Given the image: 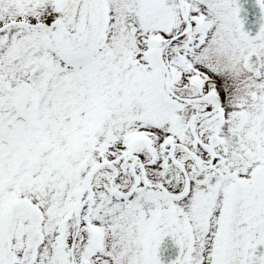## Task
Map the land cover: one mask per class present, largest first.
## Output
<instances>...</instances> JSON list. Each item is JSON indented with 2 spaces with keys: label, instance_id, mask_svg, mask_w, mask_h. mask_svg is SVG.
Returning a JSON list of instances; mask_svg holds the SVG:
<instances>
[{
  "label": "snow or ice",
  "instance_id": "obj_1",
  "mask_svg": "<svg viewBox=\"0 0 264 264\" xmlns=\"http://www.w3.org/2000/svg\"><path fill=\"white\" fill-rule=\"evenodd\" d=\"M240 11L0 0V264H165L169 236L168 264H264V24Z\"/></svg>",
  "mask_w": 264,
  "mask_h": 264
},
{
  "label": "flooded vegetation",
  "instance_id": "obj_2",
  "mask_svg": "<svg viewBox=\"0 0 264 264\" xmlns=\"http://www.w3.org/2000/svg\"><path fill=\"white\" fill-rule=\"evenodd\" d=\"M261 12V11H260ZM264 14V13H263ZM264 21V19H263ZM255 25H252V23H248L247 27L254 28ZM244 29H245V23H244ZM262 251H264V246H260ZM179 253L178 246L174 243L171 236L166 237L164 241L161 244L160 247V257L165 262V264H168V261L175 258V256Z\"/></svg>",
  "mask_w": 264,
  "mask_h": 264
},
{
  "label": "water",
  "instance_id": "obj_3",
  "mask_svg": "<svg viewBox=\"0 0 264 264\" xmlns=\"http://www.w3.org/2000/svg\"><path fill=\"white\" fill-rule=\"evenodd\" d=\"M243 1H245V2L252 1V2H253V0H237V2H238L239 4H241L240 2H243Z\"/></svg>",
  "mask_w": 264,
  "mask_h": 264
}]
</instances>
